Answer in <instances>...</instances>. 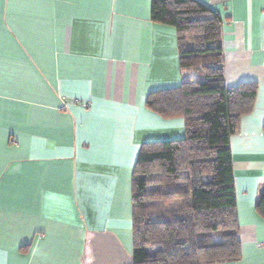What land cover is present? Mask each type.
<instances>
[{
    "label": "crops",
    "instance_id": "1",
    "mask_svg": "<svg viewBox=\"0 0 264 264\" xmlns=\"http://www.w3.org/2000/svg\"><path fill=\"white\" fill-rule=\"evenodd\" d=\"M150 1L0 0V264H132L139 149L185 136L144 107L184 78ZM195 1L223 20L225 85H257L229 141L241 258L214 264H264V0Z\"/></svg>",
    "mask_w": 264,
    "mask_h": 264
},
{
    "label": "trees",
    "instance_id": "2",
    "mask_svg": "<svg viewBox=\"0 0 264 264\" xmlns=\"http://www.w3.org/2000/svg\"><path fill=\"white\" fill-rule=\"evenodd\" d=\"M150 20L174 28L177 88L144 107L182 118L181 140L142 144L131 175L132 264H214L241 258L230 137L252 113L255 83L224 82L223 20L195 0H151ZM264 132V126H263ZM264 220V188L254 206Z\"/></svg>",
    "mask_w": 264,
    "mask_h": 264
}]
</instances>
